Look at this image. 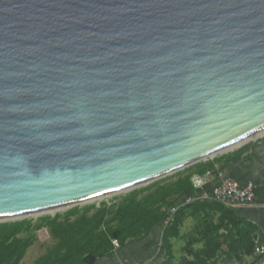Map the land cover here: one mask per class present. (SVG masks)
I'll return each instance as SVG.
<instances>
[{"label":"water","instance_id":"obj_1","mask_svg":"<svg viewBox=\"0 0 264 264\" xmlns=\"http://www.w3.org/2000/svg\"><path fill=\"white\" fill-rule=\"evenodd\" d=\"M263 128L264 0H0V217L146 186Z\"/></svg>","mask_w":264,"mask_h":264},{"label":"trees","instance_id":"obj_2","mask_svg":"<svg viewBox=\"0 0 264 264\" xmlns=\"http://www.w3.org/2000/svg\"><path fill=\"white\" fill-rule=\"evenodd\" d=\"M190 178L191 174L180 176L144 197L128 198L112 210L101 205L90 217L83 212L72 222L58 217L47 220L45 226L54 244L33 264H94L112 254L111 240H117L121 248L143 240L154 230H158L162 252L158 264H225L251 256L258 238L256 226L217 202L197 200L184 204L188 198L201 196L200 190L192 188ZM172 206L178 209L172 221L163 226ZM187 220L194 222V233L182 248L183 256L174 262L172 242L182 239L180 231ZM22 227L0 226V264H20L35 240L29 232L39 230L41 225ZM23 232L28 235L20 238ZM198 243L201 249H192ZM222 251L226 256L218 262Z\"/></svg>","mask_w":264,"mask_h":264},{"label":"crops","instance_id":"obj_3","mask_svg":"<svg viewBox=\"0 0 264 264\" xmlns=\"http://www.w3.org/2000/svg\"><path fill=\"white\" fill-rule=\"evenodd\" d=\"M213 159V158H212ZM207 160L206 162L196 164L190 167L188 172L183 174L202 175L206 171L212 169L213 165L219 167L224 176L233 179L239 186L245 185L247 182L257 184L254 201L249 205L232 206L230 208L234 214L248 221L256 226L258 238L264 243V187L261 182L264 178V140L257 139L253 144L246 143L238 149L224 155L217 156L215 160ZM201 171L202 174H198ZM217 181L214 180L206 184L201 194L210 195L212 187ZM177 198V197H174ZM203 201L200 197L188 198L185 203H192L194 201ZM158 230L152 231L143 240L132 242L117 250H113L112 254L107 255L94 264H119L120 261L127 260L129 262H140L151 260L157 264L162 260V252L159 246ZM32 246L28 248L26 254L21 260L20 264H33L42 254L33 256L29 253ZM27 254H29L27 256ZM34 257V258H33Z\"/></svg>","mask_w":264,"mask_h":264},{"label":"rangeland","instance_id":"obj_4","mask_svg":"<svg viewBox=\"0 0 264 264\" xmlns=\"http://www.w3.org/2000/svg\"><path fill=\"white\" fill-rule=\"evenodd\" d=\"M242 145H244V143ZM224 154H227V153H223L221 155H224ZM217 156H220V155H215V157H213V159L212 158L211 159L215 160ZM208 160L211 161L210 158ZM203 162H206V161H201V162L196 163V164H200ZM196 164H193V165H191V166H189L183 170L177 171L171 175H166L160 179L152 181L151 183H149L146 186H138V187H135V188H133L127 192L116 193V194H114V195H112L106 199H102V200L97 201V202L73 206V207H70V208H68L64 211H61V212H59L55 215H52V216L44 215V216H39L35 219L34 218H25L23 220L15 221V222H13V221L12 222H4V223H0V226L4 225V224H9V225H17L18 224V225H22L23 227H25L26 225H29V226L41 225V228L39 230L29 232V235H34V238H35L34 242L31 245L32 248H31V250H29V253L30 252L33 253V256L35 257L36 255L44 253L48 248H50L54 244V241L52 240V238L49 234V231L45 226V223L47 222V220L58 217L59 220H63L65 218H67V219H69V221L72 222L74 219L77 218V216H79L83 212H86L88 217L92 216L96 212L97 208H99V206H101V205H105V207L112 210L118 204H120L122 201H124L128 198L135 197L136 199H139L141 197H144V196L152 193L157 187L173 183L178 177H180L183 174H185L186 172H188L190 167H193ZM193 225H194V222L192 220H187L184 223V225L180 231L182 239L179 241H173L172 242L174 262H178L179 259L183 256L182 248L188 242V240L192 238L191 234L194 233L192 230ZM27 235H28V233L26 234L25 232H23L19 235V237L23 238V237H26ZM192 249H194L196 251L200 250L201 244L198 243V244L193 245ZM223 251H222V253H223ZM222 253L218 254V259H217L218 262L221 261L222 259H224L226 256L225 253H223V254ZM28 255L29 254H27V256Z\"/></svg>","mask_w":264,"mask_h":264},{"label":"built area","instance_id":"obj_5","mask_svg":"<svg viewBox=\"0 0 264 264\" xmlns=\"http://www.w3.org/2000/svg\"><path fill=\"white\" fill-rule=\"evenodd\" d=\"M264 140V135L258 138ZM216 180L217 182L212 187L210 195L204 193L201 194L200 199L203 201H213L220 203L226 207L232 206H244L249 205L254 201L255 191L257 184L253 182H247L243 186H239L233 179L224 176L219 167L213 165L212 169L206 171L202 175H194L190 178L192 188L194 190H202V188ZM261 186L264 187V178L261 182ZM178 209V206H172L168 210V217L163 223L166 226L172 221V216ZM113 250L119 248L117 240H111ZM119 264H157L151 260H145L140 262H129L127 260L120 261ZM225 264H264V243L257 238L254 241L253 253L249 257H242L239 260H228Z\"/></svg>","mask_w":264,"mask_h":264},{"label":"bare ground","instance_id":"obj_6","mask_svg":"<svg viewBox=\"0 0 264 264\" xmlns=\"http://www.w3.org/2000/svg\"><path fill=\"white\" fill-rule=\"evenodd\" d=\"M262 135H264V128L256 131L255 133H253L252 135H250L249 137H246L240 141H237L231 145H227L224 148L216 151L215 153L210 154L209 156H207L206 158H213L215 157V155H221L223 153H229L231 151H234L236 149H238L239 147H241V145L244 143H247L248 141H250L251 139H258L259 137H261ZM144 183H140L134 186H130V187H126L123 188L121 190H117L114 192H109L106 194H102V195H98V196H94L88 199H84V200H80L77 202H73L70 204H65V205H61V206H57V207H52V208H47V209H43V210H39V211H34V212H28V213H23V214H17V215H9V216H3L0 217V223H4V222H15V221H20L23 220L25 218H37L39 216H44V215H55L61 211H64L70 207L73 206H77V205H83V204H87V203H92V202H97L100 201L102 199H106L116 193H120V192H127L130 191L131 189L138 187V186H142Z\"/></svg>","mask_w":264,"mask_h":264}]
</instances>
